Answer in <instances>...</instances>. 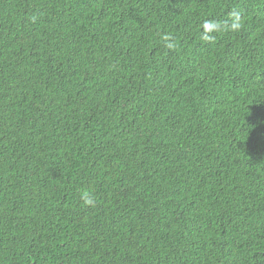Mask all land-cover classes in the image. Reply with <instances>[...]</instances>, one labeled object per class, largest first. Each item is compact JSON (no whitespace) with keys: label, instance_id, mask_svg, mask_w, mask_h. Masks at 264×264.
<instances>
[{"label":"trees","instance_id":"trees-1","mask_svg":"<svg viewBox=\"0 0 264 264\" xmlns=\"http://www.w3.org/2000/svg\"><path fill=\"white\" fill-rule=\"evenodd\" d=\"M0 264H264V0H0Z\"/></svg>","mask_w":264,"mask_h":264}]
</instances>
